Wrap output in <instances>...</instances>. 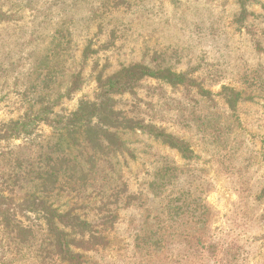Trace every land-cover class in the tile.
Returning a JSON list of instances; mask_svg holds the SVG:
<instances>
[{
    "label": "rangeland",
    "instance_id": "1",
    "mask_svg": "<svg viewBox=\"0 0 264 264\" xmlns=\"http://www.w3.org/2000/svg\"><path fill=\"white\" fill-rule=\"evenodd\" d=\"M133 67L183 81L108 95L132 123L94 129L93 149L86 127L63 129ZM15 122L28 134L0 139V264H69L37 201L97 232L72 247L83 264H191L209 237L264 264V0H0V130Z\"/></svg>",
    "mask_w": 264,
    "mask_h": 264
},
{
    "label": "trees",
    "instance_id": "2",
    "mask_svg": "<svg viewBox=\"0 0 264 264\" xmlns=\"http://www.w3.org/2000/svg\"><path fill=\"white\" fill-rule=\"evenodd\" d=\"M143 77H155V78H162L166 80L170 84H177L182 83L183 78L179 76H174L169 74L168 76H164L161 72H149V70L144 68H137L133 67L130 69H124L120 73L116 74L115 76L111 77L110 79L105 80L100 86V91L103 93L101 96L102 100H99L97 103L94 104H83L79 107V109L72 113L70 116L65 118L61 121L63 129H73L78 127H86L85 131V139L88 144L93 149V146L96 144L94 141L96 140L94 129H107L109 127H115L119 124H125V128L130 129L131 121L121 120L119 121L112 111L111 105L109 104L108 95L117 93V91H122L132 82H137ZM229 91L231 94V99L227 97L230 103H234L233 98L235 97L234 91L229 90L227 88H223L222 92ZM104 99V100H103ZM92 119H96V125H92ZM136 126H132V128L142 129L140 125L139 128ZM27 124L15 122L10 125L5 126L3 129L0 130V139L10 138L12 133H16L17 131L24 132V134H28L26 131ZM131 128V129H132ZM4 131L1 132V131ZM105 139L109 138V134H105L103 131ZM157 138H160L164 143L168 144L170 147H180L177 143H175L172 138L168 135L164 134H155ZM112 143V142H108ZM113 145V144H112ZM37 201V200H36ZM35 202V200H34ZM38 209L45 215V220L48 224L49 229L54 231L55 235V242L54 248L55 253L60 257L61 260L69 263V264H83L82 258L83 256L79 253H74L72 247L81 249V250H93L96 247L103 244V241L99 239L97 236V232H90L88 226H90L87 222L80 220V218L76 215H70V211L59 213L51 208H46L43 206L41 201H37ZM56 223L61 224L64 228H68L70 230H75L79 233H91L95 236H91L89 239L90 242L88 244H82L81 242H75L74 239L69 238V233H65L64 230H58L56 227ZM57 228V229H56ZM93 240V241H92ZM197 244L192 247V252L188 255L190 258L194 260L191 264H205V260L211 258L213 264H236L238 260L239 253L236 248L232 245L223 246L220 245L218 242L214 241V238L209 237L208 240L205 242L195 239ZM92 241V242H91ZM191 249V248H189ZM221 253V254H220ZM209 257V258H208ZM177 261V263H180Z\"/></svg>",
    "mask_w": 264,
    "mask_h": 264
}]
</instances>
